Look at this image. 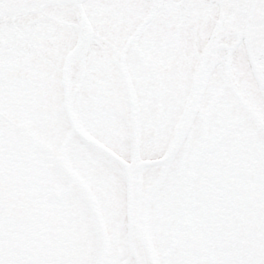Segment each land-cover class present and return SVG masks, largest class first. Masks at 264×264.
I'll list each match as a JSON object with an SVG mask.
<instances>
[{
  "label": "rangeland",
  "instance_id": "1",
  "mask_svg": "<svg viewBox=\"0 0 264 264\" xmlns=\"http://www.w3.org/2000/svg\"><path fill=\"white\" fill-rule=\"evenodd\" d=\"M207 2L208 0H166L158 10L170 9L174 21L182 22L185 18L187 21L177 30L175 29L179 24L177 21L174 23L175 28L171 20L168 24L166 22L155 26L156 22L152 18L124 55L138 119L141 122L156 119L161 126L167 129L170 137L193 82L196 60L212 33L220 8H207V22L203 27H197L195 31H193V25L197 18L196 15L189 14L190 17L187 18V15L183 13H185L184 10L191 8L188 5ZM149 4L150 0H85L84 2L94 34L86 43V47L79 51L74 59L73 65L77 74L72 79L71 101L79 124L89 129L99 139L101 137L95 134L90 127L91 117L82 112L83 97L75 92V87L80 81L81 60L85 58L86 64L88 62L93 67L92 76L95 82L93 92L99 99H102L101 94L103 93L106 99L112 98L130 107L119 51L124 40L147 13ZM67 30L70 34L62 50L57 52L58 55L54 54L50 62L46 61L47 66L44 64L45 68L54 72L56 79L54 86L49 88L52 89V93L45 94V104L56 108V112H53L50 124L40 121L39 115L33 113L30 125L31 131L39 141L36 149L47 161L51 170L49 175L41 178L43 184V187L39 188L43 192L41 200L46 209L51 210L54 206H59L68 212L69 216L65 230L53 245L52 251L45 256L44 249L48 244L47 242L43 244L40 252L36 254V264H72L74 261H91L93 264H129L130 261L136 260L129 248L125 180L113 182L100 173L96 163L89 158L90 146L79 141L71 131L69 133V125L62 112L61 56L63 57L65 50L73 44L76 37L75 29L74 31ZM174 32L176 42L171 37ZM167 38L175 42L173 59L171 58L173 68L179 71L182 69L185 73L184 79L180 78L181 73H175L167 81L149 78L148 72L153 73V67L150 64H140L135 54L134 50L140 42L145 41V44L149 43L151 46L156 41ZM169 46L173 45L170 43ZM239 52L237 81L231 79L227 67L223 70L221 66H217L208 75L199 99L198 109L188 132L176 155L167 164L159 184L145 203L144 224L158 264H172L175 260L184 259L182 252V242L186 240L184 219H187L191 226L198 230L202 229L205 219L209 222L202 190L193 184L205 159L210 158L211 155L214 156L215 153H222L235 138L240 137L254 135L264 148V102L259 99L256 91L251 87L253 77L243 49L238 48L233 52L234 59ZM155 55L162 61L167 53L164 54L162 49H159L157 53L153 51L151 53L149 49L148 56ZM226 72L228 73V76H225L227 79L223 78V73ZM81 85L86 86V80ZM80 93L82 94V91ZM13 98L14 107L12 109L16 112L19 101L17 93L11 96V99ZM2 121L0 118V132L11 127L4 121L5 125L2 124ZM218 136H225V138L222 137V141L217 146L215 143ZM8 142L0 135V157L2 159H7L5 151L9 145ZM167 143L158 150L147 152L144 158L161 155ZM256 159L262 160L259 162L264 167V153L257 155ZM230 160L228 158L227 160L209 159L208 161V166L214 165L212 169L215 168L218 172L223 170L221 174H215L219 180L222 178L220 183L223 185L229 183L226 177L227 172L224 169L227 166L226 161ZM152 167L153 165L147 169ZM188 167L190 191L185 198L181 197L182 183ZM89 170H94L96 175H90ZM155 176L156 174L148 172L142 178L143 184L148 185ZM242 178L239 176L240 186L242 180H245ZM101 185L103 190L100 188ZM44 187H46L45 190L42 189ZM169 190L176 194L175 201L166 195ZM177 203L182 206L190 205L193 210L178 211ZM201 208L205 210L204 216L200 214ZM240 208L241 205L231 212H224L217 219L215 228L222 244L220 245L222 250L219 249L215 253L213 256L215 259L230 254L226 247L227 243L231 242L230 224L238 220L237 215ZM179 219L181 220L180 227L175 223ZM38 220L39 216H35L30 222L35 226ZM6 222L4 220V225L7 224ZM81 233H83L82 236ZM76 235H80L82 239L75 238ZM252 235L255 240L264 237V222L252 230ZM8 237L4 234L1 236L2 240H8ZM34 242L38 244L36 240ZM35 244L31 245V249L27 250L24 255L21 250L18 252L15 249H21L20 245L17 247L15 245L14 250L7 246L2 257L9 264L30 261L35 251Z\"/></svg>",
  "mask_w": 264,
  "mask_h": 264
},
{
  "label": "flooded vegetation",
  "instance_id": "2",
  "mask_svg": "<svg viewBox=\"0 0 264 264\" xmlns=\"http://www.w3.org/2000/svg\"><path fill=\"white\" fill-rule=\"evenodd\" d=\"M184 11L185 13L183 14H185V16L187 15V18L190 17L189 14H195L197 17L195 18L196 21L194 20L195 24L193 25V31H195L197 27H203L205 22H207V7H191ZM7 20L8 23L6 25H0V110L13 119H17V121L29 132V129H31L30 119L33 112L32 110H36L37 113H39L42 122L48 121L50 123L53 112H56V108L45 105L44 102L45 94L47 92L52 93V89L49 88L54 86L56 81L54 72L49 68H45L44 64L47 66L46 61L50 62L54 54L62 50L61 48L70 34L67 29L71 27L61 19L51 20L44 15H38L36 13L9 16ZM170 20L173 22L175 28L174 23L176 21L178 22V20L174 21L172 10L165 8L161 9L154 18V22H156L155 26L166 22L168 24ZM185 21H187L186 18ZM185 21H179L175 29L179 30L180 26ZM171 37L175 39L173 33ZM169 42L174 47L169 46ZM138 45L139 46L136 47L134 51L140 64H150L153 67V73L148 72L150 75L149 78L167 81L170 80L171 76L175 75V73H181L180 78H185V73L182 69L179 71L173 68L174 40H169V38L163 39L159 42L156 41V43L151 44V46L149 43L145 44V41H143ZM164 48L165 50H163ZM149 49H151V53L152 51L157 53L159 49H162V52L164 54L167 53V56L162 61L159 60L156 55L148 56ZM233 54L232 52L229 57L230 77L237 81V71L239 70L237 57L240 52L236 55V59H234ZM56 55H58V53ZM155 59L159 64L154 61ZM156 64L159 66H156ZM221 64V61L219 64H216L211 73L217 66H221ZM76 71L73 65L70 72L72 79H74V76L77 74ZM92 71V65L88 64V62L86 64L85 58L81 60L80 81L75 87V92L79 96L92 93L93 89L89 81L87 88H85V85H81L84 80H89L88 76ZM151 74H153V76H151ZM223 75V78L227 79V77H225L227 73H223ZM220 78L222 79L221 76ZM81 88L83 90H81ZM81 91L82 94L80 93ZM15 93L19 96L16 112L12 109L14 107V98L11 99V96H15ZM3 121L6 122L5 120ZM3 121L1 123L5 125ZM11 127H7L0 132V135L4 137L5 141H9V145L5 151L7 159H2L0 157V166L11 165L22 169L27 184L38 197L40 204H43L41 193L38 189L42 176L30 169V136L25 133H20L14 130L15 128L13 129V127ZM221 141L222 138L217 139L215 145L218 146ZM248 141H250L249 144H247L248 149L244 148V146L236 152V149H233L230 153H215L214 156L211 155L210 158L207 157L201 164V168L198 170L193 184L198 189L202 190L201 193L208 210L206 215L209 216V222L205 219L202 229L198 230L192 227L187 219L183 220V226L186 230V240L182 242L184 259H215L213 257L215 253L219 249L220 251L222 250V248H220L222 244L215 228L217 219L220 215L222 216L224 212H231L240 205L241 208L237 215L238 220L230 224L231 242H228L226 247H228L230 253L233 251H242L243 248L257 241L252 235V230H255L260 223L264 222V167L259 162L262 160H257L256 156L264 153V148L262 147L263 145L253 137L252 139H248ZM228 158L231 160L226 161L227 166L224 170L227 172L226 177L229 183L223 185L220 183L222 178L219 180L215 176V174H221L223 170L218 172L215 168L212 169L214 165L210 164L208 166V161L209 159L227 160ZM189 172L188 167L182 183L186 192L185 198H187V193L190 191ZM239 176L245 179L242 180L241 186L239 185ZM221 193H223V195H220ZM237 212L234 213L236 214ZM35 216H39V220L37 224L33 226L30 222L33 218L12 222L2 215L0 218V256L3 255V251L7 246L14 250L15 245L16 247L20 245V248L25 247V249L29 250L31 249V245L33 246V244H35V240L38 242L37 245L35 244V256L40 252L38 247L47 231L46 225L49 213L43 205H40L39 213H36L33 217L35 218ZM4 220L12 224L10 233L6 234L9 236L8 240H2L1 238L5 231ZM177 223H179V221H177ZM238 225L244 227L242 236L234 232ZM24 254L25 252H23V255Z\"/></svg>",
  "mask_w": 264,
  "mask_h": 264
},
{
  "label": "water",
  "instance_id": "3",
  "mask_svg": "<svg viewBox=\"0 0 264 264\" xmlns=\"http://www.w3.org/2000/svg\"><path fill=\"white\" fill-rule=\"evenodd\" d=\"M165 1L166 0H159L157 4L155 3V0H150L147 13L141 18V20L137 23V25L141 23L142 19H144L146 15H148L150 12H153L154 9H158ZM29 2L32 3L34 6L25 9H9L8 14L15 12L40 10V9H44L49 5L54 4L55 6L50 7L48 11H46V13H48L47 14L48 16L57 15L59 13V16L65 18L68 22H73V20H77L75 15L70 13L69 10H61L60 8H56L57 6L56 4H63V3L71 4V5H76L79 8L82 18V24L80 26L79 34L75 44L66 53L64 57L62 70H61L62 71L61 80L63 87V105L72 129L78 134L80 138H82L84 141L88 142L93 146H99L103 148L105 151H111L110 148L105 146L103 143H101L94 137L85 134L78 127V125L76 124V122L74 121L71 115V111L68 103L67 72H68L69 63L72 57L74 56V54L78 51V49L85 41V36L87 35V33L90 32V24L86 19L85 13L83 11L82 0H29ZM219 2H222L223 4L231 5L234 3H242L244 2V0H219ZM222 9H224L226 15V17L224 15L225 20L223 21L222 24L225 29H237L240 23L239 15L240 14L242 15V24L238 32L239 40L243 41L248 63L253 77L264 78V70L259 64L260 56L264 51V23L260 21V17H264V10H260L254 14L252 11L248 9L239 8V7L236 8L223 7ZM221 20H222V15L220 8L219 15L215 23V26L212 30V33L196 60L193 82L191 84L190 90L188 92L187 98L185 100L184 106L182 108L181 114L174 128V131L164 151L167 148L168 149L160 157L144 159L146 168L158 162H163L167 166V162L172 158L177 148L179 147L180 143L182 142L197 110L199 99L206 80V76L211 65L210 62L207 64H202L203 69L200 70V65L203 61V56L207 48L209 49L207 50L208 52L205 54L204 59L208 58L207 56L211 51H213V55L215 56L216 50L220 46V43L214 44V41L216 40L218 31H220L221 29L220 28ZM84 24H85V29H84V33H82V26ZM143 24L144 22L141 23L136 29L135 27L137 25L134 27L135 29V30L133 29L134 32L130 35V37L128 38L122 49H124L128 41L132 37H134V35L143 26ZM73 28L77 31V28L75 26H73ZM263 62H264V54H263ZM125 83L128 92L130 107L134 108L137 114L133 90L129 78H128V82L125 79ZM129 90H130V94H129ZM0 115L4 117L7 121H9L11 124L16 126L17 128L24 130L22 126L13 122L1 111H0ZM164 172L165 170L159 174H156L154 179L148 184L149 187L147 188V190L134 187L126 180V212L128 218V232H129L128 240H129V248L131 252L134 254L136 261L143 260L144 259L143 254H145L146 259L153 261V264H158L156 262L157 261L156 256L155 254H153L154 251H152L153 248H151L150 241L148 239L149 237H147L148 235H146L147 232H145L146 228L144 224V207L147 199L159 184ZM140 183L143 184V179L141 180ZM36 207H37L36 198L26 186L23 174L20 171L10 166L0 167V214L2 210H4L5 213L13 220L26 219L33 214ZM63 225H64L63 213L60 211V209H54L49 225V232L46 238H48L50 241H53L55 239V233L59 231ZM236 233L238 235L239 234L242 235L244 233L243 227H239ZM47 249H49V246ZM142 249L144 250V253Z\"/></svg>",
  "mask_w": 264,
  "mask_h": 264
},
{
  "label": "snow or ice",
  "instance_id": "4",
  "mask_svg": "<svg viewBox=\"0 0 264 264\" xmlns=\"http://www.w3.org/2000/svg\"><path fill=\"white\" fill-rule=\"evenodd\" d=\"M34 5L29 0H0V25L8 23L9 9H25ZM191 7L223 8L239 7L252 11L254 14L264 10V0H244L242 3L231 5L220 3L219 0H208L204 4H192ZM264 23V17H260ZM251 87L256 91L259 99L264 102V78L253 77ZM91 105V101H85ZM93 122L99 130L100 137L111 151H105L99 146L89 147V158L98 166V170L106 178L113 182L127 180L137 188L147 190L148 185L140 183L142 178L151 172L159 174L167 167L163 162H158L151 169H147L144 156L149 151L162 148L170 139L166 128L156 120L141 122L135 110L123 105L118 100L108 98L105 103L91 105ZM79 163V161H77ZM89 174L96 175L94 170ZM103 190V186H100ZM175 201L176 194L169 190L166 194ZM178 211H192L190 205L176 204ZM201 216L205 210L201 208ZM0 264L9 262L0 256ZM20 264H36L33 261H21ZM72 264H93L91 261H74ZM129 264H153L149 259L130 261ZM172 264H264V237H260L255 243L243 248L242 251H233L230 254L216 259H179Z\"/></svg>",
  "mask_w": 264,
  "mask_h": 264
},
{
  "label": "trees",
  "instance_id": "5",
  "mask_svg": "<svg viewBox=\"0 0 264 264\" xmlns=\"http://www.w3.org/2000/svg\"><path fill=\"white\" fill-rule=\"evenodd\" d=\"M95 105H97V104H95ZM90 107V109H91V106H89ZM91 111V110H90ZM245 146V147H244ZM242 147H244V148H246V149H248V146H247V143L245 142V141H238V142H236V145H235V147H234V149H236L235 150V152L236 151H238L240 148H242ZM181 213V212H180ZM81 236L83 235V233H81L80 234ZM80 235H76L75 236V238H81V236ZM82 239V238H81Z\"/></svg>",
  "mask_w": 264,
  "mask_h": 264
}]
</instances>
